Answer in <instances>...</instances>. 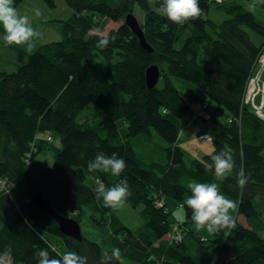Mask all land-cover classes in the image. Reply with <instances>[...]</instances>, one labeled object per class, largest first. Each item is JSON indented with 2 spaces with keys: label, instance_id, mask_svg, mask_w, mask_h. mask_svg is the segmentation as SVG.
Masks as SVG:
<instances>
[{
  "label": "trees",
  "instance_id": "1",
  "mask_svg": "<svg viewBox=\"0 0 264 264\" xmlns=\"http://www.w3.org/2000/svg\"><path fill=\"white\" fill-rule=\"evenodd\" d=\"M43 1L55 6V0ZM64 1L73 13L58 20L60 38L37 45L27 55L20 52L14 71L0 70V176L10 183L0 190V252L11 246L13 260L22 264H37L40 249L51 256L74 251L87 257V264H100L102 255H111L117 247L122 259L138 264H264V120L243 103L264 50V0H258L262 18L241 0H200V18L182 25L162 13V0ZM135 5L144 11L140 24L151 52L124 24ZM211 11L226 18L217 21L209 16ZM109 21L121 23L104 34ZM100 35L114 39L101 48ZM150 63L161 71L153 88L144 80ZM175 78L198 85L207 95L210 102L203 108L218 126L209 153L230 149L236 171L242 167L249 176L245 187L237 184L235 171L217 181L214 171L205 167L212 163L209 153L195 159L193 168L186 164L177 140L179 129L188 123L190 105ZM90 104L104 113L99 121L104 135L78 120L81 109ZM119 118L127 125L122 136ZM45 131L61 144L50 166L37 159L36 135ZM154 132L164 143L154 152L157 160L150 159L147 146L137 150L153 140ZM100 152L126 162L120 176L97 170L94 181L112 186L127 180L131 195L126 202L142 206L136 229L122 223L118 208L104 207L96 198L97 186L87 183V174L97 172L89 171L88 162ZM189 181L215 182L236 202L235 228L204 239L186 226L193 221L183 203L191 195ZM35 190H42L56 212L79 224L87 208L99 211V218L91 217L95 226L106 227L104 245L84 237L82 229L80 241L61 233L54 218L31 203ZM164 196L184 208L181 227L172 226ZM175 226L178 240L172 235ZM161 246L163 258H154L152 251Z\"/></svg>",
  "mask_w": 264,
  "mask_h": 264
},
{
  "label": "rangeland",
  "instance_id": "2",
  "mask_svg": "<svg viewBox=\"0 0 264 264\" xmlns=\"http://www.w3.org/2000/svg\"><path fill=\"white\" fill-rule=\"evenodd\" d=\"M254 1L255 3H253ZM241 2L243 3V6L245 8L251 10L257 17L262 18L263 9L261 6L258 5V0H252L250 1V3L244 0H241ZM15 6L21 13L28 12V14L33 17V26L42 32V36L37 42V45L41 43H46L51 40L59 39L60 33L58 31V20H66L73 13V10L67 5L64 0H55L54 7H48L43 0H21V2ZM31 8H39L42 12V15L38 18L34 17V15L29 11V9ZM133 13L136 15L139 22L143 21L145 14L139 5H135ZM209 16L217 21H221L226 18V14H224L223 12L214 14L213 11H211L209 13ZM120 23L121 21H109L104 27L102 33L106 34L111 28L117 27ZM2 36L3 29L2 27H0V70L12 72L16 69L19 53L24 52V54L27 55L28 52H26L22 46H5L2 40ZM259 64L260 61H258L257 66ZM261 79L264 80V71L261 74ZM174 82L176 86L180 89V91L182 90L183 93L181 94L190 105V109L187 114L188 123L186 127L183 126L182 129L179 131L178 144L184 152L186 164L193 168L195 159L201 158L203 154L211 152L214 148L212 142L203 141L198 138V130L204 129L210 135H213L218 130V126L215 124L214 121L208 119L207 111L203 108V104H208V102L206 101H209L204 91L198 85L185 79L175 78ZM79 116L81 117V119L78 120H83L85 127L95 129L101 135H104V131L102 130L101 125H99V121L104 116V113L101 109L94 107L92 104H90L81 109ZM116 123L120 136L125 135L127 133V125L125 119L119 118ZM41 133L43 134L41 138H45L46 141L39 140L42 144H44V147L39 151L37 159H40L45 166H50L53 162L54 153L57 152L60 148H53V145L59 141V137L51 135L47 131ZM153 134V140L146 145H140V147L137 146V150L138 152H140V150L145 149L143 146H147L148 149L145 150H150L148 152H150L151 155L147 151L144 152V155H150V159L152 158L154 160H157V155L154 152L158 148V146L164 143L156 135L155 132ZM37 135L36 141L39 136ZM48 136H51L52 140L47 141ZM138 138L141 137L138 136ZM114 142H118V140L115 139ZM98 173L99 171L95 172L94 174H87V183L89 185H95L94 178ZM163 202L166 205V209L170 212V222L172 223V226L177 224L181 227V225H183V222L186 220L184 208L176 199L169 196H164ZM141 208V205L133 207L125 201L122 206L118 208L117 213L124 225L131 229H136L141 224ZM91 216L99 218L100 212L91 208L86 209L84 217L82 218L80 223L84 237L90 240L100 241V243L104 245L105 242H103L104 240H102V238H105L104 228L106 227L95 226V220L92 219ZM237 219L238 221L242 222L245 226H247L245 219L241 215H237ZM186 226L195 230L201 237H204V239L214 237V232H208L206 227L197 230L194 221L188 222ZM177 234L178 227L175 226L174 230L172 231V235L174 236ZM163 254L164 248L162 246L154 248V250L152 251V256L154 258H163ZM121 262L122 264H138L132 260L127 259H121Z\"/></svg>",
  "mask_w": 264,
  "mask_h": 264
},
{
  "label": "clouds",
  "instance_id": "3",
  "mask_svg": "<svg viewBox=\"0 0 264 264\" xmlns=\"http://www.w3.org/2000/svg\"><path fill=\"white\" fill-rule=\"evenodd\" d=\"M29 11L37 18L42 15L39 8H31ZM201 12L200 0H162V13L170 21L179 25L189 20L199 19ZM0 27L3 29L2 40L5 46H22L28 53L36 49L37 42L42 36V32L33 26V17L28 12L21 13L15 6L14 0H0ZM95 31L99 33L100 30ZM111 39L114 38L100 35L98 46L107 47ZM209 155L212 163L206 164L205 167L209 171H214L217 181L226 180L235 171L239 187L243 188L247 185L249 176L242 167L236 171V162L230 149L221 150L217 154L209 153ZM87 167L89 171L100 170L105 173L111 172L113 176H120L126 167V162L115 154L108 156L100 152L88 162ZM186 186L191 195L183 203L191 209L197 230L206 227L208 232H218L235 228L232 213L237 210L238 205L221 193L217 183L189 181ZM95 192L97 200L102 199L103 206L113 210L122 206L131 195L127 180H121L112 186L98 182ZM256 199H259V196ZM35 256L38 258L37 264H87V257L74 251H65L51 256L47 249H40ZM121 259V249L117 247L112 249L111 255L107 253L102 255L100 264H113V261L119 262ZM0 264H13L11 246L0 252Z\"/></svg>",
  "mask_w": 264,
  "mask_h": 264
},
{
  "label": "water",
  "instance_id": "4",
  "mask_svg": "<svg viewBox=\"0 0 264 264\" xmlns=\"http://www.w3.org/2000/svg\"><path fill=\"white\" fill-rule=\"evenodd\" d=\"M124 24L131 30V32L138 38L139 43L148 52L153 49L145 41L142 26L133 12H129L124 17ZM160 68L155 63H150L144 70V80L148 88H153L160 78ZM31 203L38 209L49 213L57 223L58 229L66 236H70L76 240H82L80 224L77 220L64 216L56 212L44 197L42 190H35L30 195Z\"/></svg>",
  "mask_w": 264,
  "mask_h": 264
},
{
  "label": "built area",
  "instance_id": "5",
  "mask_svg": "<svg viewBox=\"0 0 264 264\" xmlns=\"http://www.w3.org/2000/svg\"><path fill=\"white\" fill-rule=\"evenodd\" d=\"M213 1L218 2V0ZM223 1L225 0H219L218 3ZM258 61H260V64L258 66L256 65V68L249 79L243 98V103L249 105L251 110L256 114L258 118L264 120V80L261 79V74L264 71V52L259 55ZM198 138L203 141H212V136L208 133H200L198 135ZM47 139L51 140V137L48 136ZM7 185H10L7 179L4 177H0V190L5 188ZM174 238L178 240L180 238V234L178 233ZM13 264L22 263L13 260Z\"/></svg>",
  "mask_w": 264,
  "mask_h": 264
},
{
  "label": "crops",
  "instance_id": "6",
  "mask_svg": "<svg viewBox=\"0 0 264 264\" xmlns=\"http://www.w3.org/2000/svg\"><path fill=\"white\" fill-rule=\"evenodd\" d=\"M249 82V81H248ZM206 102H209V101H206ZM205 105H208L207 103H205V104H203V107L205 106ZM187 126V125H186ZM186 126H184V127H186ZM182 129V128H181ZM181 129H179V131L181 130ZM200 131H206V130H204V129H200V130H198V132H200ZM201 133V132H200ZM200 133H197L198 135L200 134ZM206 133H208L207 131H206ZM39 135V136H38ZM37 136H38V138H37V141H36V145L37 146H39L38 147V152L44 147V144H42L39 140H43V141H46V139L44 138V139H42L41 137L43 136V134L40 132V134H38ZM212 136V135H211ZM178 140H179V136H178ZM177 140V141H178ZM48 141V140H47ZM50 143V142H49ZM50 145V144H49ZM61 146V144H60V139H59V141L58 142H56L54 145H53V148H59ZM40 160V159H39ZM96 180H99V179H96Z\"/></svg>",
  "mask_w": 264,
  "mask_h": 264
},
{
  "label": "bare ground",
  "instance_id": "7",
  "mask_svg": "<svg viewBox=\"0 0 264 264\" xmlns=\"http://www.w3.org/2000/svg\"><path fill=\"white\" fill-rule=\"evenodd\" d=\"M52 41H55V40H51V41H48V42H46V43H49V42H52Z\"/></svg>",
  "mask_w": 264,
  "mask_h": 264
}]
</instances>
